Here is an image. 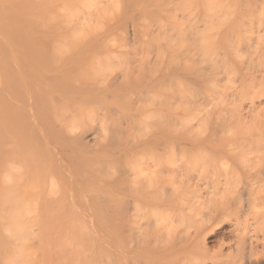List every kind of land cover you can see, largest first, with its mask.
I'll use <instances>...</instances> for the list:
<instances>
[{"label":"bare ground","instance_id":"obj_1","mask_svg":"<svg viewBox=\"0 0 264 264\" xmlns=\"http://www.w3.org/2000/svg\"><path fill=\"white\" fill-rule=\"evenodd\" d=\"M129 36L135 45L155 46L160 53L175 52L182 41L186 44V38L194 51L236 53L237 39L243 38L248 40L247 49L262 58L249 80L212 110L223 120L252 123L253 132L245 134L243 126L236 139L221 147L226 154H239L241 163L235 166L220 158L210 170L204 166L188 173L168 168L171 173H184L187 180H237L249 171L247 153L264 151V0H0V184L2 194L19 193L25 208L11 212L0 209V264H180L179 257H172L179 250L190 252L187 264H243L264 254V237L258 240L250 226L236 227L235 222L228 230L230 242L248 255L217 262L199 243L200 227L199 232L191 237L183 235L175 244L171 228H142L140 219H151L145 215L132 213L125 220L115 213L64 211L67 206L74 208L67 199L70 185L78 191L92 190L96 182L85 180H102V176L94 173L89 158L78 155V149L87 151L85 146H90L83 137L62 136L57 140L59 150L46 149L43 84L51 86L63 80L60 72L43 80V67L59 62L54 58L57 54L127 48ZM226 73V69L213 68L195 79L208 84L224 79ZM225 109L230 113L222 118ZM51 111L47 106L45 112ZM72 121L78 119L73 117ZM72 126L65 124V128ZM85 134L94 137L92 132ZM224 135L218 136L219 142ZM60 147L68 148V165L59 163ZM254 158L259 161L258 156ZM143 174L146 180L155 178L152 169ZM220 209L212 212L216 219L210 218V212L207 219L215 224L232 223L235 211L230 214L233 209ZM158 216L164 218L163 214ZM162 240L166 244L161 245L162 252L152 263L123 258L125 246L159 244Z\"/></svg>","mask_w":264,"mask_h":264},{"label":"rangeland","instance_id":"obj_2","mask_svg":"<svg viewBox=\"0 0 264 264\" xmlns=\"http://www.w3.org/2000/svg\"><path fill=\"white\" fill-rule=\"evenodd\" d=\"M237 40L240 44L236 53L194 51L187 38L186 44L182 41L175 52L160 53L155 46L135 45L129 36L125 41L127 48L57 54L54 58L59 62L45 64L43 80L52 75L57 77L58 72L63 80L51 86L43 84L46 149L59 150L57 140L62 136L83 137V142L88 140L90 146H85L87 151L78 149V155L89 158L94 173L102 176V180H85L96 182L92 190L78 191L70 185L67 199L74 208L67 206L64 211L115 213L125 220L132 213L145 215L147 220L151 219L141 218L142 228L152 231L171 228L175 244L183 235L199 232L200 227L199 243L213 261L247 257L246 250L230 242L228 230L235 222L236 227L250 226L258 240L264 237V151L247 153L249 171L237 180L210 177L187 180L184 173L178 176L168 170L176 168L189 173L204 166L210 170L220 158L235 166L241 163L239 154H226L221 147L236 139L243 126L245 134L253 132L252 123L223 120L212 113L249 80L252 70L261 62L260 56L247 49V39ZM237 40L234 39L236 44ZM213 68L226 69L228 73L224 79L208 84L195 79ZM49 105L52 111L46 113ZM229 113L230 109H225L222 118ZM72 116L78 121L73 122ZM66 123L74 126L65 128ZM86 132L94 133V137ZM222 133L226 135L219 142L217 138ZM67 151L68 148L60 147L58 152L63 166L69 164ZM136 168L141 170L138 172ZM151 169L155 178L146 180L143 173ZM21 198L17 192L2 194L0 184L1 211H25L19 202ZM234 202L238 203L237 208ZM224 206L233 209L230 214L235 211L230 218L232 223L215 224L212 220L211 223L210 218L216 219L212 212L223 208L221 212ZM208 212L214 215L209 214V220ZM159 214L164 218H159ZM126 225L123 223L125 230ZM162 244L166 240L125 246L123 258L152 263L162 252ZM180 251H175L172 257L181 256L180 264H187L190 252ZM256 258L243 264H264V254Z\"/></svg>","mask_w":264,"mask_h":264}]
</instances>
